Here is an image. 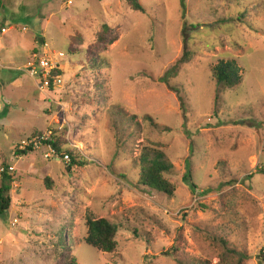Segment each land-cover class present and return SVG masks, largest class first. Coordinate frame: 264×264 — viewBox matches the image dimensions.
<instances>
[{
	"label": "rangeland",
	"instance_id": "1",
	"mask_svg": "<svg viewBox=\"0 0 264 264\" xmlns=\"http://www.w3.org/2000/svg\"><path fill=\"white\" fill-rule=\"evenodd\" d=\"M3 1L0 168L15 170L0 264H59V233L78 264H264V0H140L143 11L127 0ZM103 24L118 35L104 50ZM44 43L66 53L63 84L46 94L22 70ZM227 59L242 82L219 92L213 67ZM66 127L87 166L12 150ZM145 149L165 152L172 194L140 181ZM89 215L117 224L115 252L86 243Z\"/></svg>",
	"mask_w": 264,
	"mask_h": 264
},
{
	"label": "trees",
	"instance_id": "2",
	"mask_svg": "<svg viewBox=\"0 0 264 264\" xmlns=\"http://www.w3.org/2000/svg\"><path fill=\"white\" fill-rule=\"evenodd\" d=\"M130 6L135 10H144L143 4L140 0H127ZM6 6L3 0H0V9H5ZM118 38V35L113 33V29L107 25L103 24L102 29L96 34V48L99 46H103V50L107 48V44H113V42ZM69 52L71 54L76 53L75 49L69 48ZM99 57H90V61L92 62V67H99L100 60ZM189 60L188 50L185 51V57L174 64V74L178 73L181 68V65ZM55 73H62L63 71L60 69L55 70ZM213 77L215 79V83L217 86V90L219 92H223L225 90L234 88L238 86L242 82L241 68L237 64L235 60H221L213 67ZM40 93H42L39 90ZM181 102L185 103L183 95L178 91ZM43 94V93H42ZM136 115L132 116V119L135 118ZM151 119L150 116H148ZM166 130L169 129L168 126L165 127ZM39 133V134H37ZM53 140L50 144L56 149L59 157L64 158V155L69 154L71 158V162L67 165V170H71L72 166L77 167H85L90 164V160L87 159L82 152H80L76 148H72L69 146V141L66 137L67 127L62 131L53 132ZM37 135H30L27 138H32L34 136L43 135L44 132H36ZM132 135L130 133L129 136H121L117 137V146L120 149L125 146V140L131 138ZM17 144V143H16ZM15 144V145H16ZM14 145V146H15ZM14 146L12 150H14ZM124 148V147H123ZM34 149L28 148L27 150H14V152L21 156H27L29 153L33 152ZM169 161L166 159V154L164 151L160 149L151 150L145 149L139 156V163L141 164L140 171V181L149 186L151 189H154L158 192L172 194L174 190L173 184L166 178V174H169L172 169V164L168 163ZM7 167L10 165H6ZM191 169L187 170V173L183 175L184 179L191 178ZM12 172H2L1 173V182H0V217L7 213L13 204V194H12ZM48 181V180H47ZM193 187L196 188V185L193 184ZM86 224L88 227V233L85 237V241L87 244L93 246L99 251L103 252H115L118 248V226L111 220L107 218H93L92 216H88L86 219ZM67 240L65 237L59 233L58 240L55 243V254L59 256L60 262L59 264H78L77 257L67 249ZM65 247L66 250L64 253L58 254L61 248ZM146 264H148L146 262ZM188 264V263H181ZM191 264V263H190Z\"/></svg>",
	"mask_w": 264,
	"mask_h": 264
},
{
	"label": "built area",
	"instance_id": "3",
	"mask_svg": "<svg viewBox=\"0 0 264 264\" xmlns=\"http://www.w3.org/2000/svg\"><path fill=\"white\" fill-rule=\"evenodd\" d=\"M66 58V53L63 51H52L48 43L43 44L42 53L35 55V58L28 62L26 67L22 70L34 78L37 82L38 89L44 94L48 93L51 89H58L63 84L62 73H55V70L60 69L63 71L61 61ZM54 129L49 128L43 135L26 138L18 142L14 146V150L22 151L32 148L34 150L44 148L47 153L46 157L54 158L57 160H64L66 163L71 162L69 154L64 155V158L59 157L56 149L50 144L53 140ZM14 166H1L0 172H13Z\"/></svg>",
	"mask_w": 264,
	"mask_h": 264
},
{
	"label": "water",
	"instance_id": "4",
	"mask_svg": "<svg viewBox=\"0 0 264 264\" xmlns=\"http://www.w3.org/2000/svg\"><path fill=\"white\" fill-rule=\"evenodd\" d=\"M42 41H43V39L41 38V39H40V43H42Z\"/></svg>",
	"mask_w": 264,
	"mask_h": 264
},
{
	"label": "crops",
	"instance_id": "5",
	"mask_svg": "<svg viewBox=\"0 0 264 264\" xmlns=\"http://www.w3.org/2000/svg\"><path fill=\"white\" fill-rule=\"evenodd\" d=\"M12 147H13V146H12ZM56 161H59V160L56 159Z\"/></svg>",
	"mask_w": 264,
	"mask_h": 264
},
{
	"label": "bare ground",
	"instance_id": "6",
	"mask_svg": "<svg viewBox=\"0 0 264 264\" xmlns=\"http://www.w3.org/2000/svg\"><path fill=\"white\" fill-rule=\"evenodd\" d=\"M27 28V27H26Z\"/></svg>",
	"mask_w": 264,
	"mask_h": 264
}]
</instances>
